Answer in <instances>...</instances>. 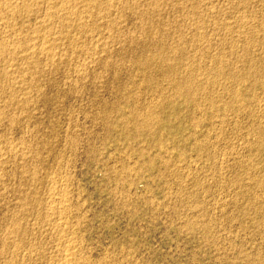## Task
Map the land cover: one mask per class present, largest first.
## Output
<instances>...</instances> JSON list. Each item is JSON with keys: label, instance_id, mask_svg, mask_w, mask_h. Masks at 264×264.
<instances>
[{"label": "rangeland", "instance_id": "rangeland-1", "mask_svg": "<svg viewBox=\"0 0 264 264\" xmlns=\"http://www.w3.org/2000/svg\"><path fill=\"white\" fill-rule=\"evenodd\" d=\"M138 1L135 0L136 7H138L135 9L138 11L137 14H132L136 12L134 9L132 11L130 8H125L123 10L124 14L121 12L123 14V24L120 23L121 25L113 26L109 29L110 31H105L108 29L102 31L104 35L106 34L104 50L99 45L101 43H98L97 46L93 44L92 47L90 44L91 48L87 46L88 50L91 49L89 52L95 51L98 54L92 53L98 59L94 63H89L90 67L86 69L87 71L85 70L86 72L83 70L84 72L80 71L82 73L79 74L78 70L76 71L74 68L71 70L72 67L61 66L55 74L41 60V66L42 64L44 67L47 66L45 68H49L47 69L48 72L52 76L54 74V76L50 75L49 77L47 70L43 66L41 67L42 71L40 73L44 71L47 74L43 72L39 76L41 80L39 79L40 82L39 80L37 81V89L40 91L38 90L39 92H37V89L35 91L31 89L28 91L29 95L27 94L29 97L25 94V97L29 98L28 101L31 100L26 105L30 110L26 106L20 108V105L15 103L10 104L12 105L11 107L7 105L4 109L5 113L8 114L6 115L7 119L11 117L9 114L11 111L13 119L14 115L20 118L19 123L17 121L18 118H16L17 120L14 119L16 122L12 124L13 126L5 124L8 122L5 119L2 121L3 123H0V147L7 148L12 143L11 146L13 145L14 147L16 145L15 147L18 146L19 150H25V147H27L25 151L29 149L30 152L27 151L28 153L24 154V158L26 156L25 160L21 158L23 155L19 153L10 155L12 158L5 155L7 159H4L8 160L10 158L7 161L8 166L5 165V168L0 167V264H5L9 261L10 259L8 258L15 252L20 251L24 253L22 249H17L18 247L15 246L14 241L10 244L11 230L9 229L16 222L18 226L22 223L19 227L24 230L23 232H26L25 235L27 236L25 237L28 240L35 241L37 246L39 244L40 250H50L53 246L55 235L54 237L52 235L55 233L51 229H49L50 231L48 230L50 225H48L47 221L43 222V217L38 212L40 208L42 210L46 206V202L42 200L46 199L45 201H47L49 197L46 195L53 191V185L50 187L51 185L48 184L50 176L51 179L53 176V178L64 182L63 187H67L65 192L68 191L66 194L69 196L67 195L66 199L67 201L69 199V201H66L64 208L67 206L65 210L69 211L70 209L69 212H66L71 213V221L74 219L73 222L79 220L80 226L78 232L86 239L87 243L91 244L93 248L92 258L94 260L102 257H108L106 259H109L110 255V258L112 256L130 258L135 264H264V196H261L264 192V149L260 151L258 148L259 130L264 129V0H253L254 2L252 0H234L235 3L233 0H213L208 2L207 5H204L202 2V4H191L193 2L191 0H167L169 1L167 4L165 3L166 0L163 2L161 0H140L139 4ZM147 1L149 4L146 3ZM144 2L145 4L142 5ZM155 2L158 4V8L160 4V7L165 6L166 9L162 7L158 11V8H153ZM232 2L234 5H232ZM171 4L173 7H171ZM185 4L187 5L186 7ZM200 4L201 6H199ZM141 5L145 10L141 8ZM221 6L222 8H220ZM151 7L153 8V14L150 12ZM209 8L213 9V12ZM241 9H243L244 13ZM127 10L130 13L126 12ZM140 11L143 13H140ZM188 13L189 15H186ZM138 14L140 15L138 16ZM124 15H127V17L125 18ZM191 15H193V19ZM198 15H200L199 18H197ZM201 15H203V20L201 19ZM141 16L142 20L140 21ZM184 16L188 17L185 18ZM245 16L246 18H243ZM137 17L140 18L138 19ZM196 20H199V22ZM160 21L161 23H159ZM173 21H176L177 24ZM180 21L182 23H179ZM195 21L200 24H197ZM250 21L253 22L251 23ZM256 21L260 23L258 24ZM153 23L162 27L156 26L157 28L155 29ZM245 23H248V26ZM144 25H147V27ZM227 25L231 26V28ZM180 26L182 27L181 29ZM224 28L226 31H224ZM173 29L179 34L175 33ZM108 32H113L111 36L116 33L114 37H111L113 39L106 38L110 37ZM143 32L144 36L146 35L145 37L143 36ZM191 35L194 40H192ZM160 36L163 37L160 38ZM176 38L181 39H179V43ZM198 38L202 39V42ZM260 39L263 40L261 41ZM181 42L185 47L181 46ZM206 45L210 46L207 47ZM246 45H249V48H246ZM254 45L255 47H253ZM170 46L172 49L178 50L173 53L172 49H169ZM157 47H160V49ZM179 47H181V50ZM191 47L193 48L191 49ZM60 48L58 51L62 53L64 50ZM193 49L197 51V54ZM131 50L135 51L134 54H130L133 53ZM200 52L203 55H198ZM186 55L189 56L186 57ZM147 56L155 57V60L150 66H142ZM199 58L202 61L199 62ZM168 59L169 61H167ZM156 60L159 64H157ZM183 60H186V64L182 62ZM208 60L211 61L208 62ZM160 61L162 62L160 63ZM167 62H171L172 64ZM209 63L211 64L209 65ZM129 64L132 65V69ZM158 65L176 67V71H163L162 75ZM148 67H151V69ZM66 68L69 70H66ZM110 68H113V71ZM124 68H127L129 71ZM233 68L235 69L233 70ZM180 69L184 70L181 71ZM255 69L256 71H254ZM197 70L201 72L199 73ZM59 71L61 72L59 73ZM249 71H251L250 74ZM24 72V74H28L26 70ZM72 73L76 74L72 75ZM43 74L45 78L42 76ZM148 75H150V78ZM68 76L71 77L69 78ZM159 76L162 77L160 78ZM130 77L133 78L131 79ZM179 78L180 80L190 79L197 86L192 99L177 95L173 91L174 80H179ZM49 80L50 82H48ZM207 81L208 83H206ZM140 82L142 83L139 84ZM165 84L167 85L165 86ZM171 84L173 85L171 86ZM153 85L156 86L154 87ZM237 86H239L238 90ZM169 91L171 92L170 94ZM14 92H16V95L21 94L20 96H23L22 90H19V93L17 90ZM39 93L40 95H37ZM230 93L231 96H229ZM35 96L36 99H34ZM127 96L130 98H128L129 100L122 99ZM157 96L160 97L158 98ZM41 98H43V101ZM155 100H158L157 103L154 102ZM259 101L260 105L257 104ZM158 102H161V104ZM30 104L31 106H29ZM252 104L253 106H251ZM13 106L14 108H12ZM205 107H208L207 110ZM24 108L25 111H23ZM119 111H123L126 117H131L134 112L138 111L141 114L145 111H152L158 116L159 123L148 129L137 128L136 130V124L132 123L126 127L128 132L123 134V130L119 125V121L121 120ZM214 112H216V115ZM201 119L203 120L201 121ZM196 125L199 126L197 127ZM8 126L11 127L7 128ZM178 128H180V131ZM2 138L4 140L8 139L9 142L8 140L7 142L6 140L3 141ZM254 138H256V142H254ZM180 152L182 155H180ZM199 153L202 154L199 155ZM37 155L41 157L37 158ZM16 157H19V159ZM178 159L179 162L177 161ZM10 160H15L14 162L16 163ZM17 160H19L18 163ZM150 163H152V166L154 165L152 169L149 167ZM168 163L170 165L173 163L172 167ZM176 163L177 165H174ZM180 164H183V167ZM176 166L177 169H180L177 170ZM131 171H134V173ZM246 171L250 173H246ZM59 173L60 175H58ZM55 175L58 176L55 177ZM42 176L43 180L40 179ZM46 176L49 180H47ZM32 177L34 178L32 179ZM43 192L47 198L43 196ZM51 194L52 192L48 196H51ZM41 196L43 197L42 199ZM22 198L26 201L25 204L21 200ZM28 204V209L30 211L33 209L32 213L27 209ZM37 204L40 208H37ZM24 211L27 213L25 214ZM34 212L36 215H33L35 214ZM73 212H79L80 217L83 215L82 221L76 215L77 213L72 215ZM24 223L26 227L23 225ZM42 224L45 225V228L47 226L48 228L45 229L44 225L41 227ZM32 227H36L37 229H34L36 231ZM33 236H36L38 239ZM47 236L51 237L48 238ZM8 237L9 239H7ZM51 239H53V242ZM5 240H9L10 242L6 243ZM7 244L10 246L14 244L15 247H10Z\"/></svg>", "mask_w": 264, "mask_h": 264}, {"label": "bare ground", "instance_id": "bare-ground-1", "mask_svg": "<svg viewBox=\"0 0 264 264\" xmlns=\"http://www.w3.org/2000/svg\"><path fill=\"white\" fill-rule=\"evenodd\" d=\"M143 1V0H142ZM150 1V0H149ZM152 1V0H151ZM162 2L164 1V0H161ZM193 1V2H192ZM210 1H213V0H191V4H199V3H203L204 5H207L208 4V2H210ZM234 1V0H233ZM241 1V0H240ZM239 1V2H240ZM253 1V0H252ZM167 2H169V1H167L166 0V4H167ZM254 2V1H253ZM140 3V0L138 1V4ZM146 3H148V1L146 2ZM158 3V2H157ZM178 3H180V2H178ZM185 3V2H184ZM186 3H188L187 1H186ZM201 3V4H202ZM212 3V2H211ZM222 3V2H221ZM227 3V2H226ZM234 3H235V1H234ZM142 4V3H141ZM145 4V2L142 4V5H144ZM149 4V3H148ZM152 4V3H151ZM155 4V6L153 7V8H158V4H156V2L154 3ZM153 4V5H154ZM170 4V3H169ZM176 4V3H175ZM175 4H173L174 6H176ZM190 4V5H191ZM201 4L199 5V6H201ZM213 4V3H212ZM241 4V3H240ZM141 5V6H142ZM181 5V4H180ZM218 5V4H217ZM232 5H234L233 4V2H232ZM237 5H239L238 3H237ZM236 5V6H237ZM243 5V4H242ZM137 5H136V3H135V0H0V123H3L2 121L5 119V121L7 120L8 122L7 123H5V124H9V125H12L14 122H16V118H18V116L16 117V115H14V119H16V120H14L12 117V111H11V113H9L10 115H11V117H8V119L6 118L7 116L6 115H8V114H6L5 113V111H4V109L6 108V106L7 105H9L10 107L12 106V105H10V104H17V105H20V108H22V107H25L26 105H28V102H30L31 100H29L28 101V99L29 98H27V97H29L28 95V91L29 90H31V89H33L34 91H35V89H37V81L41 78H39V76H40V74H42V73H40V71H42L41 70V67L43 66V64H42V66H41V63H42V61L41 60H43L44 62H45V64L50 68V71L51 72H55V74L58 72V69H59V67H61V66H68V67H72V69L71 70H73V68H74V70H78V72H79V74L80 73H82V72H80V71H85L86 69H88V67H90L89 65V63H94V62H96V60L98 59V58H96V57H94V54H92V53H95V51L94 52H89L91 49H87L88 47L87 46H89L90 44H91V47L93 46V44H95L96 46H97V44L98 43H101V44H99L100 46H102L103 48V50H104V46H105V43L106 42H104V41H106V39H105V35H104V33L102 32L104 29H108V30H105V31H110L109 29H111L113 26L115 27V26H117V25H119L120 23H122L123 22V19H122V17H123V14H124V12H123V10L125 9V8H130V10L132 9V11H133V9H134V11H136L135 9L136 8H138V7H136ZM146 6H147V4H146ZM149 6V5H148ZM187 5L185 4V7H186ZM193 6V5H192ZM214 6V5H213ZM212 6V7H213ZM230 6V5H229ZM244 6V5H243ZM247 6V5H246ZM151 7V14H153L152 12V8ZM163 7V6H162ZM162 7H160V4H159V8L157 9L158 11H159V9L160 8H162ZM165 7V6H164ZM163 7V8H164ZM171 7H173L172 6V4H171ZM177 7V6H176ZM180 7V6H179ZM181 7H182V5H181ZM184 7V8H185ZM197 7V6H196ZM195 7V8H196ZM211 7V8H212ZM233 7V6H232ZM238 7V6H237ZM236 7V8H237ZM249 7V6H248ZM142 9H143V6L141 7ZM140 8V9H141ZM155 8V9H156ZM183 8V9H184ZM190 8V7H189ZM200 8V7H199ZM220 8H222V6L220 7ZM235 8V9H236ZM139 9V10H140ZM141 9V10H142ZM148 9V8H147ZM149 9H150V7H149ZM165 9H166V7H165ZM202 9V8H201ZM206 9V8H205ZM210 9V8H209ZM208 9V10H209ZM215 9V8H214ZM223 9H225V8H223ZM238 9V8H237ZM244 9H245V7H244ZM129 10V9H128ZM126 11V12H129V11ZM143 10H145V8L143 9ZM162 10V9H161ZM176 10H177V8H176ZM185 10V9H184ZM211 11L213 10V9H210ZM242 10V12H243V9H241ZM148 11V10H147ZM164 11V10H163ZM189 11V10H188ZM188 11H186V12H188ZM191 11V10H190ZM201 11V10H200ZM229 11V10H228ZM121 12H123V14L121 13ZM137 12L138 11H136V12H134V13H132V14H137ZM178 12V11H177ZM193 12V11H192ZM192 12H191V14H192ZM194 12H195V10H194ZM213 12V11H212ZM214 12H216V11H214ZM218 12V11H217ZM239 12V11H238ZM130 13V12H129ZM140 13H143L142 11H140ZM156 13H157V11H156ZM182 13V12H181ZM196 13V12H195ZM198 13L200 14V12L198 11ZM220 13V12H219ZM244 13V12H243ZM131 14V15H132ZM144 14H146V13H144ZM143 14V15H144ZM149 14V13H148ZM150 14V15H151ZM180 14V13H179ZM201 14H202V12H201ZM207 14H210V13H207ZM207 14H206V17H207ZM213 14V13H212ZM218 14V13H217ZM239 14H240V12H239ZM261 14V13H260ZM130 15V14H129ZM140 14H138V16H139ZM142 15V14H141ZM149 15V16H150ZM186 15H189V13L188 14H186ZM203 15L205 16V14L203 13ZM203 15H201V19L203 18L202 16ZM214 15V14H213ZM216 15V14H215ZM125 16V15H124ZM156 16V15H155ZM193 15H191V17H192ZM199 16L200 15H198L197 16V18H199ZM212 16V15H211ZM254 16V15H253ZM259 16V15H258ZM127 17V15L125 16V18ZM135 17V16H134ZM133 17V18H134ZM145 17H147V15H145ZM161 17V16H160ZM185 17V16H184ZM186 17H188V16H186ZM185 17V18H186ZM191 17H189V18H191ZM209 17V16H208ZM212 17H215V16H212ZM249 17V16H248ZM261 17V16H260ZM263 17V16H262ZM124 18V19H125ZM138 18V17H137ZM140 18V17H139ZM138 18V19H139ZM148 18V17H147ZM146 18V19H147ZM153 18H156V17H153ZM166 18V17H165ZM188 18V19H189ZM194 18H195V15H194ZM216 18H217V15H216ZM232 18V17H231ZM243 18H246V16L245 17H243ZM250 18V17H249ZM150 19V18H149ZM192 19H193V17H192ZM196 19V18H195ZM204 19V18H203ZM202 19V20H203ZM208 19V18H207ZM214 19V18H213ZM220 19V18H219ZM226 19V18H225ZM234 19V18H233ZM240 19H241V16H240ZM142 20V16H141V18H140V21ZM153 21H155L154 19H152ZM156 20H158V19H156ZM160 20V19H159ZM168 20V19H167ZM209 20H210V17H209ZM217 20V19H216ZM223 20V19H222ZM229 20V19H228ZM227 20V21H228ZM252 20V19H251ZM258 20V19H257ZM261 20H262V18H261ZM128 21V20H127ZM166 21V20H165ZM185 21V20H184ZM192 21V20H191ZM197 21V20H196ZM195 21V22H196ZM206 21V20H205ZM231 21V20H230ZM245 21V20H244ZM247 21H248V18H247ZM143 22V21H142ZM164 22V21H163ZM162 22V23H163ZM173 22H175L176 23V21H173ZM193 22V21H192ZM197 22H199V20L197 21ZM196 22V23H197ZM203 22V21H202ZM202 22H201V24H202ZM210 22V21H209ZM208 22V23H209ZM223 22V21H222ZM251 23L253 22V21H250ZM256 22H258V21H256ZM256 22H255V24H256ZM136 23V22H135ZM145 23H147V22H145ZM149 23V22H148ZM159 23H161V21L159 22ZM179 23H182L181 21L179 22ZM184 23H186V22H184ZM187 23H189V22H187ZM194 23V22H193ZM217 23V22H216ZM219 23H220V21H219ZM231 23V22H230ZM238 23V22H237ZM240 23V22H239ZM251 23H250V25H251ZM260 22H258V24H259ZM32 24V25H31ZM123 24V23H122ZM154 24V23H153ZM177 24V23H176ZM197 24H200V23H197ZM196 24V25H197ZM223 24V23H222ZM221 24V25H222ZM227 24H229V23H227ZM246 24V23H245ZM248 24V23H247ZM246 24V25H247ZM121 25V24H120ZM140 25H141V22H140ZM149 25L151 26V24L149 23ZM179 25V24H178ZM220 25V26H221ZM226 25V24H225ZM242 25V24H241ZM30 26H32V27H30ZM123 26V25H122ZM145 27H147V25H144ZM154 26H155V29L157 28L156 26H158V24L157 25H155L154 24ZM153 26V27H154ZM175 26V25H174ZM182 26V25H181ZM180 26V29L182 28ZM190 26V25H189ZM200 26V25H199ZM219 26V25H218ZM228 27H230L231 28V26H229V25H227ZM237 26V25H236ZM238 26H239V24H238ZM248 26V25H247ZM256 26V25H255ZM259 26V25H258ZM261 26H262V24H261ZM142 27V26H141ZM159 27V26H158ZM160 27H162L161 25H160ZM159 27V28H160ZM193 27V26H192ZM203 27V26H202ZM202 27H200V28H202ZM204 27H207V26H204ZM212 27H214V26H212ZM222 27H224V26H222ZM227 27V28H228ZM240 27V26H239ZM253 27V26H252ZM263 27V26H262ZM118 28H119V26H118ZM121 28V27H120ZM151 28V27H150ZM165 28V27H164ZM178 28H179V26H178ZM199 28V29H200ZM219 28V27H218ZM226 28V27H225ZM224 28V29H225ZM117 29V28H116ZM115 29V30H116ZM152 29V28H151ZM150 29V30H151ZM162 29V28H161ZM174 29H175V27H174ZM174 29H173V31H174ZM204 29V28H203ZM202 29V30H203ZM229 29V28H228ZM236 29V28H235ZM239 29V28H238ZM248 29V28H247ZM251 29V28H250ZM249 29V30H250ZM114 30V29H113ZM113 30H111V31H113ZM176 30V29H175ZM185 30V29H184ZM189 30H191V29H189ZM201 30V29H200ZM199 30V31H200ZM216 30V29H215ZM218 30V29H217ZM230 31H231V29H229ZM241 30V29H240ZM256 30V29H255ZM104 31V32H105ZM145 31V30H144ZM169 31V30H168ZM170 31H172V30H170ZM179 32H180V30H178ZM197 31H198V28H197ZM204 31V30H203ZM224 31H226V29L224 30ZM239 31V30H238ZM252 31H254L253 29H252ZM175 32V31H174ZM177 32V31H176ZM175 32V33H176ZM183 32V31H182ZM196 32V31H195ZM202 32V31H201ZM218 32V31H217ZM244 32V31H243ZM243 32H242V35H243ZM245 32H247V30H245ZM250 32V31H249ZM255 32V31H254ZM109 33V32H108ZM108 33H107V36H108ZM112 34H113V32H111ZM111 33H109L110 34V37H106V38H111L112 36L114 37V35L116 34L115 32V34L114 35H112L111 36ZM167 33V32H166ZM178 33V32H177ZM213 33V32H212ZM216 33V32H215ZM223 33V32H222ZM224 33H226V32H224ZM232 33V32H231ZM238 33V32H237ZM236 33V34H237ZM240 33V32H239ZM251 33V32H250ZM249 33V34H250ZM259 33V32H258ZM262 33V32H261ZM142 34V33H141ZM148 34V33H147ZM153 34H154V31H153ZM169 34V33H168ZM179 34V33H178ZM193 34V33H192ZM202 34V33H201ZM227 34V33H226ZM245 34V33H244ZM118 35H119V32H118ZM117 35V36H118ZM158 35V34H157ZM162 35V34H161ZM185 35V34H184ZM213 35V34H212ZM228 35H230V34H228ZM235 35V34H234ZM143 36H144V32H143ZM146 36V35H145ZM144 36V37H145ZM168 36V35H167ZM178 36V35H177ZM180 36H181V34H180ZM198 36H199V34H198ZM202 36V35H201ZM206 36V35H205ZM238 36V35H237ZM139 37V36H138ZM143 37V38H144ZM158 37V36H157ZM161 37H163V36H160V38ZM170 37V36H169ZM172 37V36H171ZM191 37H192V40H194L193 39V36L191 35ZM200 37V36H199ZM203 37V36H202ZM240 37H242V36H240ZM142 38V37H141ZM166 38V37H165ZM183 38V37H182ZM246 38V37H245ZM249 38V37H248ZM262 38V37H261ZM105 39V40H104ZM111 39H113V38H111ZM118 39V38H117ZM138 39H140V38H138ZM152 39H154V38H152ZM177 39V38H176ZM180 39V38H179ZM179 39H177L178 40V43H179ZM189 39V38H188ZM204 39H205V37H204ZM223 39V38H222ZM253 39V38H252ZM264 39V38H263ZM262 39V40H263ZM176 40V41H177ZM181 40V39H180ZM198 40H200V38H198ZM202 40V39H201ZM200 40V41H201ZM261 40V39H260ZM261 40V41H262ZM101 41V42H100ZM108 41V40H107ZM135 41V40H134ZM137 41V40H136ZM141 41V40H140ZM145 41V40H144ZM147 41V40H146ZM153 41V40H152ZM160 41H161V39H160ZM162 41H163V39H162ZM174 41V40H173ZM172 41V42H173ZM186 41V40H185ZM196 41H197V39H196ZM102 42H104V43H102ZM116 42V41H115ZM138 42V41H137ZM150 42H151V40H150ZM166 42V41H165ZM202 42V41H201ZM203 42H204V40H203ZM235 42V41H234ZM245 42H246V40H245ZM248 42V41H247ZM111 43H113V42H111ZM147 43V42H146ZM153 43V42H152ZM157 43H158V41H157ZM156 43V44H157ZM164 43V42H163ZM170 43V42H169ZM182 43V42H181ZM192 43V42H191ZM218 43H219V41H218ZM251 43H253L252 41H251ZM256 43V42H255ZM134 44V43H133ZM142 44H144V43H142ZM148 44V43H147ZM154 44V43H153ZM171 44V43H170ZM190 44V43H189ZM202 44V43H201ZM211 44V43H210ZM222 44V43H221ZM247 44V43H246ZM94 45V46H95ZM132 45V44H131ZM139 45V44H138ZM152 45V44H151ZM155 45V44H154ZM163 45V44H162ZM161 45V46H162ZM164 45H165V43H164ZM192 45V44H191ZM197 45H198V43H197ZM215 45H217V44H215ZM214 45V46H215ZM238 45V44H237ZM243 45V44H242ZM252 45V44H251ZM250 45V46H251ZM95 46V47H96ZM181 46H184V44L182 43V45ZM203 46H204V44H203ZM207 46V45H206ZM210 45H208L207 47H209ZM229 46V45H228ZM249 46V45H248ZM247 45H246V48L248 47ZM61 47V48H60ZM90 47V46H89ZM90 47V48H91ZM175 47V46H174ZM185 47V46H184ZM183 47V48H184ZM253 47H255V45L253 46ZM261 47V46H260ZM263 47V46H262ZM61 49L62 50V48H63V52L61 53H59V51H58V49ZM139 48V47H138ZM157 48H159L160 49V47H157ZM181 47H179V49H180ZM193 47H191V49H192ZM206 48V47H205ZM219 48V47H218ZM243 48V47H242ZM249 48V47H248ZM101 49V50H102ZM169 49H172L171 48V46H170V48ZM198 49V48H197ZM196 49V50H197ZM202 49H204L203 47H202ZM237 49V48H236ZM245 49V48H244ZM255 49V48H254ZM95 50V49H94ZM107 50V49H106ZM105 50V51H106ZM153 50H155L154 48H153ZM178 49H175V48H173L171 51H173V53H174V51L176 52ZM181 50V49H180ZM185 50V49H184ZM189 50V49H188ZM194 50V49H193ZM207 50V49H206ZM93 51V50H92ZM138 51V50H137ZM147 51V50H146ZM204 51V50H203ZM208 51V50H207ZM263 51V50H262ZM129 52V51H128ZM131 52H133L132 50H131ZM135 52V51H134ZM134 52L133 53H130V54H134ZM155 52V51H154ZM163 52H165V51H163ZM169 52V51H168ZM184 52V51H183ZM191 52H193V51H191ZM194 52L197 54V51H195L194 50ZM199 52V51H198ZM211 52V51H210ZM222 52H224V51H222ZM228 52V51H227ZM229 52H230V49H229ZM239 52V51H238ZM241 52V51H240ZM259 52H261V51H259ZM140 53V52H139ZM150 53V52H149ZM180 53V52H179ZM195 53H193V54H195ZM202 52H200L198 55H203V54H201ZM232 53V52H231ZM230 53V54H231ZM95 54H97V53H95ZM100 54V53H99ZM102 54H103V52H102ZM142 54V53H141ZM155 54V53H154ZM98 55V54H97ZM127 55V54H126ZM125 55V56H126ZM164 55H165V53H164ZM175 55V54H174ZM180 55V54H179ZM190 55V54H189ZM189 55H186V57H188ZM209 55V54H208ZM207 55V56H208ZM211 55V54H210ZM214 55V54H213ZM217 55V54H216ZM215 55V56H216ZM264 55V54H263ZM140 56V55H139ZM143 56V55H142ZM149 56V55H148ZM147 56V58L144 60V62L142 63V66H150V65H152V63H153V61L155 60V57H148ZM158 56H159V53H158ZM157 56V57H158ZM171 56V55H170ZM194 56V55H193ZM98 57V56H97ZM104 57V56H103ZM124 57V56H123ZM132 57V56H131ZM134 57H135V55H134ZM145 57V56H144ZM176 57H177V55H176ZM196 57V56H195ZM210 57V56H209ZM216 57H218V56H216ZM224 57V56H223ZM235 57V56H234ZM262 57V56H261ZM141 58V57H140ZM158 58H160V57H158ZM163 58V57H162ZM194 58V57H193ZM203 58V57H202ZM221 58H222V55H221ZM229 58H230V56H229ZM238 58V57H237ZM251 58V57H250ZM257 58V57H256ZM255 58V59H256ZM144 59V58H143ZM157 59V58H156ZM200 59V58H199ZM210 59V58H209ZM212 59V58H211ZM236 59V58H235ZM240 59V58H239ZM125 60H127L126 58H125ZM187 60V59H186ZM186 60L184 61H182L183 63H185L186 62ZM190 60H191V58H190ZM217 60V59H216ZM227 60V59H226ZM231 60V59H230ZM128 61L129 62H131L129 59H128ZM138 61V60H137ZM140 61H141V59H140ZM157 61V60H156ZM167 61H169V59L167 60ZM200 61H202L201 59L199 60V62ZM211 61V60H210ZM209 60H208V62H210ZM245 61V60H244ZM264 61V60H263ZM100 62H102V61H100ZM124 62V61H123ZM162 61H160V63H161ZM165 62V61H164ZM173 62V61H172ZM206 62V61H205ZM99 63V62H98ZM133 63V62H132ZM131 63V64H132ZM167 63H169V62H167ZM193 63H195V62H193ZM196 63H198V62H196ZM234 63H235V61H234ZM263 63V62H262ZM105 64V63H104ZM131 64H129V65H131ZM135 64H136V62H135ZM157 64H159V62L157 61ZM157 64H156V66H157ZM163 64V63H162ZM169 64H172L171 62L169 63ZM175 64V63H174ZM186 64V63H185ZM188 64H189V62H188ZM191 64V63H190ZM199 64V63H198ZM211 63H209V65H210ZM225 64V63H224ZM227 64V63H226ZM255 64V63H254ZM111 65V64H110ZM168 65V64H167ZM208 65V66H209ZM47 66H45V67H47ZM127 67H128V65H126ZM125 66V67H126ZM154 67H155V65H153ZM188 66V65H187ZM198 66H200V65H198ZM212 66V65H211ZM221 66V65H220ZM226 66H228V65H226ZM44 67V66H43ZM44 67V68H45ZM131 67V69L133 68L132 67V65L130 66ZM158 67H159V69H161L160 70V72H162V75H163V71H165V72H175L176 70H175V68L176 67H167V66H165V65H158ZM255 67V66H254ZM49 68H45V70H47V69H49ZM107 69H109L108 67H106ZM114 68V67H113ZM113 68H110V69H112V71H113ZM144 68V67H143ZM149 68V67H148ZM156 68V67H155ZM197 68V67H196ZM231 68V67H230ZM250 68V67H249ZM252 68V67H251ZM263 68H264V65H263ZM63 69H65V68H63ZM62 69V70H63ZM91 69V68H90ZM116 69V68H115ZM125 69V68H124ZM127 69V68H126ZM125 69V70H126ZM149 69H151V67L149 68ZM182 69V68H181ZM180 69V70H181ZM201 69V68H200ZM208 69V68H207ZM220 69V68H219ZM221 69H225V68H221ZM235 68H233V70H234ZM257 69V68H256ZM256 69L254 70V71H256ZM27 71L28 72V74L26 73V74H24L25 72L24 71ZM66 70H69V69H67L66 68ZM70 70V71H71ZM128 70V69H127ZM154 70V69H153ZM156 70H158L157 68H156ZM184 70V69H183ZM183 70H181V71H183ZM198 70H199V68H198ZM197 70V71H198ZM202 70V69H201ZM209 70V69H208ZM250 70H253V69H250ZM57 71V72H56ZM83 71V72H84ZM87 71V70H86ZM85 71V72H86ZM116 71V70H115ZM114 71V72H115ZM129 71V70H128ZM138 71V70H137ZM136 71V72H137ZM212 71V70H211ZM61 71H59V73H60ZM64 72V71H63ZM62 72V73H63ZM78 72H76V73H78ZM145 72H146V70H145ZM151 72V71H150ZM158 72V71H157ZM180 72V71H179ZM195 72H196V69H195ZM199 73L201 72V71H198ZM223 72V71H222ZM250 72L251 71H249V74H250ZM258 72V71H257ZM262 72V71H261ZM45 73V72H44ZM47 73H49L48 75H49V77H50V72H48V70H47ZM47 73H45V74H47ZM58 73V74H59ZM76 73H72V75H74V74H76ZM130 73V72H129ZM139 73V72H138ZM182 73V72H181ZM185 73H186V71H185ZM185 73H183V74H185ZM190 73V72H189ZM204 73V72H203ZM66 74V73H65ZM64 74V75H65ZM85 74V73H84ZM119 74V73H118ZM144 74V73H143ZM196 74H198V73H196ZM230 74V73H229ZM235 74V73H234ZM237 74V73H236ZM238 74H240L239 72H238ZM260 74V73H259ZM70 75H71V72H70ZM78 75V74H77ZM82 75V74H81ZM113 75V74H112ZM116 74L114 73V76H115ZM134 75H136V73H134ZM157 75V74H156ZM161 75V74H160ZM172 75V74H171ZM194 75V74H193ZM199 75V74H198ZM201 75V74H200ZM227 75V74H226ZM42 76H44V78H45V75L43 74ZM52 76V75H51ZM53 76H54V74H53ZM52 76V77H53ZM56 76V75H55ZM67 76V75H66ZM114 76H113V79H114ZM130 76V75H129ZM137 76H139V75H137ZM149 76V78H150V75H148ZM253 76V75H252ZM69 77V76H68ZM71 77V76H70ZM69 77V78H70ZM77 77H79V76H77ZM116 77V76H115ZM142 77V76H141ZM144 77V76H143ZM145 77H147L146 75H145ZM154 77V76H153ZM160 77V76H159ZM162 77V76H161ZM160 77V78H161ZM175 77V76H174ZM179 77H181V76H179ZM255 77V76H254ZM131 78V77H130ZM133 78V77H132ZM131 78V79H132ZM167 78V77H166ZM169 78H170V76H169ZM172 78V77H171ZM176 78V77H175ZM208 78V77H207ZM43 79V78H42ZM135 79H137V78H135ZM147 79V78H146ZM145 79V80H146ZM152 79V78H151ZM151 79H150V81H151ZM196 79H198V78H196ZM200 79V78H199ZM206 79V78H205ZM224 79V78H223ZM225 79H227V78H225ZM257 79V78H256ZM41 80V79H40ZM40 80H39V82H40ZM43 80H45V79H43ZM69 80V79H68ZM71 80V79H70ZM117 80H118V78H117ZM144 80V79H143ZM149 80V79H148ZM147 80V81H148ZM166 80V79H165ZM216 80V79H215ZM196 81V80H195ZM211 81V80H210ZM233 81V80H232ZM239 81V80H238ZM237 81V82H238ZM241 81V80H240ZM38 82V83H39ZM48 82H50V80L48 81ZM139 82V81H138ZM166 82V81H165ZM226 83H227V81H225ZM243 82V81H242ZM260 82H261V80H260ZM42 83V82H41ZM45 83V82H44ZM52 83V82H51ZM135 83V82H134ZM142 82H140L139 84H141ZM145 83V82H144ZM143 83V84H144ZM196 83V82H195ZM206 83H208V81L206 82ZM211 83H212V81H211ZM218 83V82H217ZM221 83H222V81H221ZM244 83V82H243ZM249 83V82H248ZM136 84H138V83H136ZM153 84V83H152ZM162 84H164V83H162ZM169 84V83H168ZM219 84V83H218ZM42 85H43V83H42ZM146 85V84H145ZM167 84H165V86H166ZM173 84H171V86H172ZM207 85V84H206ZM225 85V84H224ZM229 85V84H228ZM137 86V85H136ZM147 86V85H146ZM154 86V85H153ZM156 86V85H155ZM154 86V87H155ZM220 86V85H219ZM231 86V85H230ZM139 87V86H138ZM138 87H137V89H138ZM143 87V86H142ZM204 87V86H203ZM228 87V86H227ZM238 87L239 86H237V90H238ZM251 87V86H250ZM133 88V87H132ZM157 88H159V87H157ZM162 88V87H161ZM171 88V87H170ZM173 88H174V90L173 91H175V94H177V95H180V96H186V97H189V98H193L194 97V90L197 88V86L193 83V82H191L190 81V79H183V80H180V78H179V80H174V86H173ZM228 88H230V87H228ZM227 88V89H228ZM234 88V87H233ZM244 88V87H243ZM246 88V87H245ZM143 89H144V87H143ZM163 89V88H162ZM209 89V88H208ZM232 89V88H231ZM250 89V88H249ZM18 91V93H19V90L21 91H23V93H22V95L23 96H20V95H16L15 93L16 92H14V91ZM39 89H37V92H39L38 91ZM136 90V89H135ZM141 90H142V88H141ZM215 90V89H214ZM219 90V89H218ZM228 90H230V89H228ZM236 90V91H237ZM145 91V90H144ZM150 91H152V90H150ZM156 91H157V89H156ZM167 91V90H166ZM209 91V90H208ZM216 91H217V89H216ZM227 91V90H226ZM242 91H244V90H242ZM14 92V93H13ZM30 92H32V91H30ZM131 92V91H130ZM140 92V91H139ZM149 92V91H148ZM161 92V91H160ZM159 92V93H160ZM213 92V91H212ZM215 92V91H214ZM239 92V91H238ZM40 93H42V92H40ZM40 93L39 94H37V95H40ZM138 93V92H137ZM143 93V92H142ZM171 92L169 91V94H170ZM208 93V92H207ZM218 93V92H217ZM222 93H223V91H222ZM225 93V92H224ZM229 93V92H228ZM234 93V92H233ZM25 94L27 95V97H25ZM35 94H36V92H35ZM140 94H141V92H140ZM200 94V93H199ZM31 95V94H30ZM36 95V96H37ZM43 95V94H42ZM137 95V94H136ZM152 95V94H151ZM161 95V94H160ZM197 95V94H196ZM203 95V94H202ZM210 95V94H209ZM222 95V94H221ZM226 95H227V93H226ZM238 95V94H237ZM32 96V95H31ZM36 96H35V98L34 99H36ZM137 96H139V95H137ZM162 96H163V94H162ZM172 96V95H171ZM199 96H201V95H199ZM229 96H231V93H230V95ZM38 97H40V96H38ZM37 97V98H38ZM134 97V96H133ZM158 98L160 97V96H157ZM174 97V96H173ZM198 97V96H197ZM209 97V96H208ZM215 97V96H214ZM31 98V97H30ZM119 98H121V97H119ZM129 97L127 96V97H124V98H122L123 100H127ZM132 98V97H131ZM139 98V97H138ZM138 98H137V100H138ZM152 98V97H151ZM151 98H149L150 100H151ZM43 98H41V100H42ZM45 99V98H44ZM49 99V98H48ZM130 99V98H129ZM128 99V100H129ZM155 99V98H154ZM200 99V98H199ZM203 99H205V98H203ZM211 99V98H210ZM235 99H237V98H235ZM244 99V98H243ZM32 100H33V98H32ZM40 100V99H39ZM169 100V99H168ZM209 100V99H208ZM231 100V99H230ZM34 101V100H33ZM43 101V100H42ZM42 101H40V102H42ZM157 101L158 100H155L154 102L155 103H157ZM211 101V100H210ZM177 102V101H176ZM236 102V101H235ZM34 103V102H33ZM138 103V102H137ZM159 103V102H158ZM205 103V102H204ZM203 103V104H204ZM228 103H230V102H228ZM253 103V102H252ZM260 103V101L257 103L258 105H260L259 104ZM159 104H161V102L159 103ZM226 104V103H225ZM134 105V104H133ZM151 105V104H150ZM205 105V104H204ZM239 105H240V103H239ZM256 105V104H255ZM29 106H31V104L29 105ZM36 106H38V105H36ZM35 106V107H36ZM210 106V105H209ZM251 106H253V104L251 105ZM15 107H16V105H15ZM27 107V106H26ZM136 107H138V106H136ZM157 107V106H156ZM241 107V106H240ZM246 107V106H245ZM250 107V106H249ZM12 108H14V106L12 107ZM12 108H10V109H12ZM28 108V107H27ZM34 108V107H33ZM135 108V107H134ZM143 108V107H142ZM145 108V107H144ZM160 108H162V107H160ZM194 108V107H193ZM206 108V107H205ZM208 108V107H207ZM207 108H206V110H207ZM225 108V107H224ZM233 108V107H232ZM7 109H9V108H7ZM29 109V108H28ZM31 109H32V107H31ZM202 109H204L203 107H202ZM202 109H201V111H202ZM211 109V108H210ZM216 109V108H215ZM230 109V108H229ZM257 109V108H256ZM14 110H16V109H14ZM13 110V111H14ZM17 110L19 111V109L17 108ZM16 110V111H17ZM30 110V109H29ZM124 110V109H123ZM139 110V109H138ZM150 110V109H149ZM152 110V109H151ZM161 110V109H160ZM198 110H199V108H198ZM231 110V109H230ZM236 110V109H235ZM240 110V109H239ZM255 110V109H254ZM253 110V111H254ZM6 111H8V110H6ZM17 111V112H18ZM23 111H25V108H24V110ZM135 111V110H134ZM159 111V110H158ZM216 111V110H215ZM232 111V110H231ZM243 111V110H242ZM241 111V112H242ZM249 111V110H248ZM27 112V111H26ZM29 112V111H28ZM120 112V111H119ZM132 112H133V110H132ZM139 112V111H138ZM138 112H134L133 114H132V116L131 117H126L125 115H124V112L123 111H121L120 112V117H121V120L119 121V125L121 126V129L123 130V134L125 133H127L128 132V129L126 128L128 125H131L132 123H134V124H136V127H135V130L138 128V129H148V128H151V127H153V126H156L158 123H159V119H157V117L158 116H156L155 114H154V112H152V111H145L144 113H138ZM228 112V111H227ZM226 112V113H227ZM247 112V111H246ZM8 113V112H7ZM15 113V112H14ZM13 113V114H14ZM19 113V112H18ZM17 113V114H18ZM22 113V112H21ZM24 113V112H23ZM105 113V112H104ZM103 113V114H104ZM129 113V112H128ZM157 114H158V112H156ZM160 113V112H159ZM200 113V112H199ZM215 113V115H216V112H214ZM226 113H224V114H226ZM229 113V112H228ZM238 113V112H237ZM249 113V112H248ZM31 114V113H30ZM197 114V113H196ZM202 114V113H201ZM9 115V116H10ZM32 115V114H31ZM130 115V114H129ZM167 115V114H166ZM197 116V115H196ZM195 116V117H196ZM199 116V115H198ZM214 116V115H213ZM224 116V115H223ZM236 116V115H235ZM258 116V115H257ZM28 117H29V115H28ZM31 117V116H30ZM33 117V116H32ZM106 117V116H105ZM108 117V116H107ZM176 117V116H175ZM205 117V116H204ZM222 117V116H221ZM245 117V116H244ZM20 118V117H19ZM19 118H18V123H19ZM177 118V117H176ZM229 118V117H228ZM263 118V117H262ZM23 119V118H22ZM30 119V118H29ZM175 119V118H174ZM217 119H219V118H217ZM231 119V118H230ZM104 120V119H103ZM194 120V119H193ZM203 119H201V121H202ZM221 120H223V119H221ZM220 120V121H221ZM236 120V119H235ZM260 120H261V116H260ZM20 121H21V119H20ZM28 121V120H27ZM200 121V120H199ZM212 121V120H211ZM210 121V122H211ZM229 121V120H228ZM228 121H226V122H228ZM236 121H238V120H236ZM163 122V121H162ZM198 122V121H197ZM194 123H196V122H194ZM193 123V124H194ZM16 124V123H15ZM192 124V125H193ZM209 124V123H208ZM220 124H221V122H220ZM219 124V125H220ZM261 124V123H260ZM17 125V124H16ZM217 125V124H216ZM218 125V126H219ZM231 125V124H230ZM233 125V124H232ZM13 126V125H12ZM15 126V125H14ZM107 126V125H106ZM110 126V125H109ZM197 127L199 126V125H196ZM211 126V125H210ZM221 126V125H220ZM9 127H11V126H8L7 128H9ZM108 127V126H107ZM222 127V126H221ZM115 128V127H114ZM154 128H156V127H154ZM202 128V127H201ZM214 128V127H213ZM219 128V127H218ZM5 129V128H4ZM116 129H117V127H116ZM179 129V131H180V128H178ZM118 130V129H117ZM152 130V129H151ZM198 130H199V128H198ZM210 130V129H209ZM133 131V130H132ZM207 131V130H206ZM136 132V131H135ZM139 132V131H138ZM163 132V131H162ZM198 132V131H197ZM215 132V131H214ZM216 133V132H215ZM206 134H207V132H206ZM128 135V134H127ZM138 135V134H137ZM201 135V134H200ZM194 136V135H193ZM259 136H260V138H259V143H258V148H259V150L260 151H263V149H264V129H260L259 130ZM1 137V136H0ZM5 137V136H4ZM171 137V136H170ZM176 137V136H175ZM209 138H210V136H209ZM215 138H217V137H215ZM3 139V138H2ZM149 139V138H148ZM186 139V138H185ZM256 138H254V142H256V140H255ZM6 140V139H5ZM4 139H3V141H5ZM8 140V139H7ZM7 140H6V142H7ZM200 140V139H199ZM1 141V140H0ZM2 141V142H3ZM151 141V140H150ZM195 141V140H194ZM215 141H216V139H215ZM257 141H258V139H257ZM8 142H9V140H8ZM162 142V141H161ZM248 142V141H247ZM22 143V142H21ZM153 143H154V141H153ZM180 143V142H179ZM198 143V142H197ZM1 144V143H0ZM3 144V143H2ZM4 144H6V143H4ZM12 144V143H11ZM11 144H10V146L9 147H7V148H1L0 147V167L1 168H3L5 165L6 166H8L7 165V161L10 159V158H12L10 155H13V154H16V153H19L20 155H23V157H21V158H24V154H26V153H28V152H30L29 151V149L27 150V151H25L26 149H27V147H25V150L24 149H18V146L17 147H13V145L11 146ZM14 144V143H13ZM16 144V143H15ZM20 144V143H19ZM167 144V143H166ZM201 144V143H200ZM199 144V145H200ZM205 144V143H204ZM210 144V143H209ZM249 144V143H248ZM256 144V143H255ZM1 146V145H0ZM7 146V145H6ZM20 146V145H19ZM24 146V145H23ZM27 146V145H26ZM202 146H203V143H202ZM207 146V145H206ZM248 146V145H247ZM3 147V146H2ZM4 147H5V145H4ZM21 147V146H20ZM29 147V146H28ZM53 147V146H52ZM249 147V146H248ZM251 147V146H250ZM253 147V146H252ZM22 148V147H21ZM171 148V147H170ZM207 148H208V146H207ZM30 149H32V148H30ZM140 149V148H139ZM251 149V148H250ZM154 150V149H153ZM33 151V150H32ZM141 151V150H140ZM200 151V150H199ZM204 151V150H203ZM167 152H169V151H167ZM197 153V152H196ZM203 153V152H202ZM201 153V154H202ZM264 153V152H263ZM30 154V153H29ZM35 154H36V152H35ZM38 154V153H37ZM157 154V153H156ZM193 154V153H192ZM200 153H199V155H201ZM8 155L9 157V159L8 160H6L7 159V157L6 156ZM19 155V156H20ZM34 155V154H33ZM141 155V154H140ZM148 155V154H147ZM166 155V154H165ZM167 155H169V154H167ZM180 155H182L181 154V152H180ZM5 156V157H4ZM15 156V155H14ZM16 156H18V155H16ZM30 156V155H29ZM32 156V155H31ZM38 157H41L40 155L38 156L37 155V158ZM154 157V156H153ZM184 157V156H183ZM182 157V159H184ZM4 158H6V159H4ZM15 158V157H14ZM16 158H18L19 159V157H16ZM25 158H26V156H25ZM25 158H24V160H25ZM186 158V157H185ZM253 158V157H252ZM36 159V158H35ZM41 159V158H40ZM39 159V160H40ZM247 159H249V158H247ZM16 160V159H15ZM14 160V161H15ZM44 160V159H43ZM161 160V159H160ZM164 160H165V158H164ZM163 160V161H164ZM172 160V159H171ZM187 160V159H186ZM185 160V161H186ZM10 161H13V160H10ZM9 161V162H10ZM13 161V162H14ZM18 161L19 160H17V163H18ZM178 162H179V159L177 160ZM184 161V162H185ZM8 162V163H9ZM32 162V161H31ZM45 162V161H44ZM187 162V161H186ZM11 164H12V162H10ZM14 163H16V162H14ZM134 163H135V161H134ZM170 163V162H169ZM168 163V164H169ZM250 163V162H249ZM32 164V163H31ZM59 164V163H58ZM61 164V163H60ZM136 164H138V163H136ZM172 164L173 163H171V167H172ZM186 164V163H185ZM13 165V164H12ZM11 165V166H12ZM34 165V164H33ZM41 165H43V164H41ZM127 165H129V164H127ZM140 165V164H139ZM166 165V164H165ZM168 165V166H169ZM174 165H177V163L176 164H174ZM180 165H182V167H183V164H180ZM240 165H242V164H240ZM246 165V164H245ZM250 165H252V164H250ZM58 166V165H57ZM138 166V165H137ZM154 166V165H153ZM152 163H150L149 164V167H151V169H152ZM167 166V167H168ZM247 166V165H246ZM245 166V167H246ZM14 167V166H13ZM42 167V166H41ZM127 167V166H126ZM145 167V166H144ZM179 167V166H178ZM241 167V166H240ZM5 168V167H4ZM10 168V167H9ZM58 168V167H57ZM137 168V167H136ZM175 168V167H174ZM173 168V169H174ZM186 168V167H185ZM30 169V168H29ZM28 169V170H29ZM33 169V168H32ZM59 169V168H58ZM128 169V168H127ZM170 169V168H169ZM176 169H177V166H176ZM178 169H180V168H178ZM177 169V170H178ZM3 170V169H2ZM22 170V169H21ZM26 170V169H25ZM25 170H23V171H25ZM34 170V169H33ZM54 170V169H53ZM60 170V169H59ZM131 170V169H130ZM130 170H129V172H130ZM4 171V170H3ZM27 171V170H26ZM25 171V172H26ZM35 171V173H37L36 172V170H34ZM51 171V170H50ZM55 171H56V169H55ZM181 171V170H180ZM22 172V171H21ZM58 172V171H57ZM124 172H126L125 170H124ZM128 172V171H127ZM132 172V171H131ZM27 173H29V171H27ZM34 173V174H35ZM132 173H134V171L132 172ZM137 173V172H136ZM246 173H250V172H247L246 171ZM24 174H26V173H24ZM30 174V173H29ZM57 174V173H56ZM67 174V173H66ZM37 175V174H36ZM50 175V174H49ZM54 175V174H53ZM58 175H60V173L58 174ZM57 175V176H58ZM62 175V174H61ZM257 175V174H256ZM32 176H33V173H32ZM35 176V175H34ZM56 175H55V177H57ZM253 176V175H252ZM47 177V176H46ZM62 177V176H61ZM61 177H60V179H61ZM254 177H256V176H254ZM21 178V177H20ZM34 177H32V179H33ZM36 178V177H35ZM44 178H45V176H44ZM48 178V177H47ZM46 178V179H47ZM59 178V177H58ZM31 179V180H32ZM40 179H42L43 180V176H42V178H40ZM40 179H38V180H40ZM45 179V180H46ZM65 179L67 180V178L65 177ZM250 179V178H249ZM251 179H254V178H251ZM256 179V178H255ZM258 179V178H257ZM47 180H49V178L47 179ZM135 180H136V178H135ZM149 180V179H148ZM35 181V180H34ZM44 182H46V181H44ZM48 182V181H47ZM238 182V181H237ZM256 183V182H255ZM49 185H51L50 187H52V185H53V191H51L52 192V194H51V196H48V194H50V193H48L46 196L47 197H49L48 199H47V201H45V200H42V201H44V202H46L45 204H46V206L44 207V208H42V210H41V208H40V206L38 205V207L37 208H40V211H38V212H40L41 213V216L43 217V222L44 221H47L48 222V225H50V228H48V226H47V228H48V230L49 229H51V230H53L54 231V233L55 234H53L52 235V237H54V235H55V239H54V244H53V246L51 247V249L49 250H40L39 248L40 247H38V246H40L39 244H38V246H37V243L35 242V241H32V240H28L27 239V237H25V236H27V235H25V233L26 232H23L24 230L23 229H21V227H19L22 223L21 222H19V223H21L19 226L17 225V222L13 225V227L11 228V229H9V230H11V234H10V238H11V242L9 241V240H5L6 241V243L9 241L10 242V244H12V242L14 241L15 243V246L16 247H18L17 249L19 250V249H22L23 251H24V253H21L20 251V253L19 252H15V253H13L12 255H10V258H8V259H10L9 261H7L5 264H135V263H133V261L132 260H130V258H127V257H111L110 258V255H109V259H106V258H108V257H106V258H99V259H97V260H94L92 257H93V255H92V246H91V244L90 243H87L86 242V239L82 236V235H80L79 234V232H78V229H79V226H80V222H79V220L78 221H75V222H73V221H71V213L69 214L68 212L70 211V209H69V211L68 210H65V208H67V206H65V208H64V205L66 204V201H67V195L68 194H66V193H68V191H66L65 192V190H67L66 188L67 187H63V184H64V182H61L59 179H57V178H53V176H52V179H51V176H50V182L48 183ZM47 184V185H48ZM66 184V183H65ZM69 184H70V182H69ZM43 185V184H42ZM46 185V186H47ZM45 186V185H44ZM68 186V185H67ZM39 188V187H38ZM44 188H46V187H44ZM49 188V187H48ZM48 188H47V190H48ZM40 189V188H39ZM51 189V188H50ZM50 189H49V191H50ZM46 190V192H48ZM70 190V189H69ZM36 191V190H35ZM25 192V191H24ZM28 192V191H27ZM38 192V191H37ZM70 192V191H69ZM261 192H263L262 190H261ZM42 193V192H41ZM264 193V192H263ZM261 194V196H264V194ZM38 194V193H37ZM70 194V193H69ZM21 195V194H20ZM25 195H27V194H25ZM34 195V194H33ZM42 195V194H41ZM251 195H253V194H251ZM255 195V194H254ZM258 195V194H257ZM256 195V196H257ZM31 196V195H30ZM35 196V195H34ZM34 196H32V197H34ZM36 196H40V195H36ZM43 196H45V194H44V192H43ZM45 196V198H47ZM69 196V195H68ZM24 197H26V196H24ZM31 197V198H32ZM252 197H254V196H252ZM260 197V196H259ZM30 198V199H31ZM43 197L41 196V199H42ZM28 199V198H27ZM29 199V200H30ZM40 199V198H39ZM78 199V198H77ZM256 199V198H255ZM21 200H23L24 201V199L22 198ZM26 200V199H25ZM260 200V199H259ZM31 201V200H30ZM32 201H34V200H32ZM68 201H69V199H68ZM67 201V202H68ZM76 201V200H75ZM252 201V200H251ZM254 201V200H253ZM25 202L26 201H24V204H25ZM36 202V201H35ZM39 202V201H38ZM77 202V201H76ZM248 202H250V201H248ZM41 203V202H40ZM257 203V202H256ZM69 204H70V202H69ZM72 204V203H71ZM74 204V203H73ZM253 204V203H252ZM23 205V204H22ZM68 205V204H67ZM43 206H44V204H43ZM42 206V207H43ZM69 207H70V205H68ZM74 206V205H73ZM82 206V205H81ZM250 206V205H249ZM252 206H254V205H252ZM16 207V206H15ZM35 207V208H36ZM78 207V206H77ZM79 207H80V205H79ZM255 207V206H254ZM253 207V208H254ZM29 208V204H28V207H27V209ZM32 208V207H31ZM34 208V207H33ZM16 209V208H15ZM26 209V208H25ZM22 210V209H21ZM29 210V212H31L32 213V211H33V209H32V211H30V209H28ZM36 210V209H35ZM74 210V209H73ZM78 210V209H77ZM81 210V209H80ZM12 211V210H11ZM26 211V210H25ZM25 211H24V213H25ZM66 211H68V212H66ZM23 212V211H22ZM37 212V211H36ZM72 212V211H71ZM16 213V212H15ZM23 213V214H24ZM27 213V212H26ZM25 213V214H26ZM35 213V212H34ZM77 213V212H76ZM76 213H72V215L73 214H76ZM79 213V212H78ZM76 214L77 216H79V214ZM245 214V213H244ZM33 215H36V213L35 214H33ZM38 215V214H37ZM38 217H40L39 215H38ZM41 217V218H42ZM74 217V216H73ZM80 217V216H79ZM83 217V215L80 217V220H81V218ZM22 218V217H21ZM24 218V217H23ZM29 218V217H28ZM36 218V217H35ZM84 218V217H83ZM86 219V218H85ZM11 220V219H10ZM13 220V219H12ZM17 220V219H16ZM19 220V219H18ZM22 220V219H21ZM37 220H39V219H37ZM37 220H35V221H37ZM76 220H77V218H76ZM15 221V220H14ZM20 221V220H19ZM82 221V220H81ZM26 222V221H25ZM42 222V221H41ZM41 222H39L40 224H41ZM46 222V223H47ZM86 222V221H85ZM18 223V224H19ZM34 223V222H33ZM37 223V222H36ZM23 225H25V223L23 224ZM31 225V224H30ZM43 225L44 224H42L41 225V227H43ZM87 225V224H86ZM28 226V225H27ZM33 226V225H32ZM35 226V225H34ZM83 226V225H82ZM9 227H10V225H9ZM25 227H26V225H25ZM36 227H37V224H36ZM33 228L32 227V229L34 230V229H37V228ZM24 228V227H23ZM38 228H40V227H38ZM44 228H45V225H44ZM47 228H45V229H47ZM82 228V227H81ZM8 229V228H7ZM6 229V230H7ZM32 230V231H33ZM38 230H40V229H38ZM42 230V229H41ZM26 231H27V229H26ZM29 231V230H28ZM34 231H36V230H34ZM50 231V230H49ZM48 231V232H49ZM39 232H41V231H39ZM42 232H43V230H42ZM45 232V231H44ZM48 232H46V233H48ZM52 232V231H51ZM8 233V232H7ZM28 233V232H27ZM46 233H44V234H46ZM28 234H30V233H28ZM36 234V233H35ZM39 235H41V234H39ZM3 236V235H2ZM6 236H8V235H6ZM30 237H31V235H30ZM33 237H36V236H33ZM48 237V236H47ZM51 236H49L48 238H50ZM28 238H29V236H28ZM32 238V237H31ZM37 238V237H36ZM7 239H9V237L7 238ZM38 239V238H37ZM34 240V239H33ZM53 239H51V241H52ZM3 241V240H2ZM4 242V241H3ZM38 242V241H37ZM41 242V241H40ZM39 242V243H40ZM53 242V241H52ZM5 243V242H4ZM14 244H13V246L12 247H15L14 246ZM52 244V243H51ZM8 245V244H7ZM46 245H47V243H46ZM46 245H44V246H46ZM4 246H6V245H4ZM8 246H10V245H8ZM10 246V247H11ZM44 246H42V247H44ZM51 246V245H50ZM41 247V248H42ZM49 247V246H48ZM3 249V248H2ZM6 249V248H5ZM16 249V250H17ZM45 249V248H44ZM15 250V251H16ZM17 250V251H18ZM9 251V250H8ZM11 251V250H10ZM45 251H46V253H45ZM2 252H3V250H2ZM7 252V251H6ZM13 252V251H12ZM8 253H10V252H8ZM6 254V253H5ZM11 254V253H10ZM21 256H20V255ZM6 256V255H5ZM1 257V256H0ZM5 258V257H4ZM5 260V259H4ZM3 260V261H4Z\"/></svg>", "mask_w": 264, "mask_h": 264}]
</instances>
